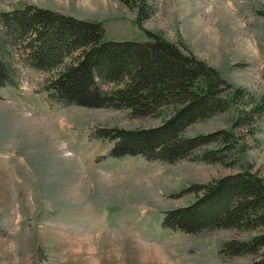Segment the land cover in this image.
<instances>
[{
	"label": "rangeland",
	"instance_id": "374dc122",
	"mask_svg": "<svg viewBox=\"0 0 264 264\" xmlns=\"http://www.w3.org/2000/svg\"><path fill=\"white\" fill-rule=\"evenodd\" d=\"M153 13L119 0H0V12L34 4L100 22L103 40L145 41V31L217 69L257 99L264 94V0H146ZM2 34V35H1ZM15 84L0 86V264H249L251 255L220 253L256 230L220 228L187 234L162 226L165 211L188 206L191 185L243 170L264 174V116L232 128L247 97L187 126L193 136L231 130L224 162L175 163L108 155L102 128H148L171 113L132 117L126 109L64 106L48 98L54 71L28 66L21 46L0 28ZM102 88L109 89L107 83ZM232 90L225 93L231 97ZM218 148L210 143L195 152Z\"/></svg>",
	"mask_w": 264,
	"mask_h": 264
},
{
	"label": "trees",
	"instance_id": "16d2710c",
	"mask_svg": "<svg viewBox=\"0 0 264 264\" xmlns=\"http://www.w3.org/2000/svg\"><path fill=\"white\" fill-rule=\"evenodd\" d=\"M119 1L137 8L136 24L142 29L143 20L153 13L148 2ZM0 28L21 46L28 66L55 72L43 87L48 98L61 105L126 109L132 117L171 108L157 126L98 127L95 137L112 141L111 157L139 155L170 164L185 159L224 162L226 151L236 143L231 130L186 136L185 128L244 97L245 107L232 128L252 126L264 116V94L257 99L247 93L243 96L245 89L232 85L217 69L159 33L145 31V41L103 40L100 22L34 4L1 11ZM5 44L0 37V86H13L15 68L8 61ZM102 83L111 86L104 89ZM228 90H232L230 98L225 97ZM210 143L218 148L195 154ZM187 191L195 193L194 202L165 211L163 227L187 234L220 228L256 230L248 239L226 241L220 253L251 255L249 264H264V174L247 169L191 185Z\"/></svg>",
	"mask_w": 264,
	"mask_h": 264
}]
</instances>
